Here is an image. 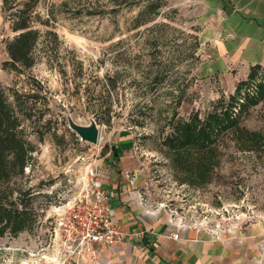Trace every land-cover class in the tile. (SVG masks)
<instances>
[{
	"label": "rangeland",
	"instance_id": "1",
	"mask_svg": "<svg viewBox=\"0 0 264 264\" xmlns=\"http://www.w3.org/2000/svg\"><path fill=\"white\" fill-rule=\"evenodd\" d=\"M158 1L157 10L139 17L144 1L44 0L36 8L49 20L38 27L44 37L36 54L42 58L21 74L4 66L13 33L0 9V85L10 102L14 91L38 92L49 109L39 120L24 122L21 136L33 149L29 166L0 182L4 207L20 211L21 197L30 196L32 215L27 230L0 228V264H54L58 209L91 177L100 180L108 160L119 159V146L145 165L156 199L150 206L175 230L195 227L199 235L221 241L264 228L263 100L245 108L237 126L207 151L187 148L177 157L164 145L172 123L192 113L203 119L220 97L235 96L239 80L247 83L242 94L255 95L264 66L252 82L248 74L235 75L237 82L219 72L207 75L205 63L213 61L219 44L208 35L219 32L220 21H204L205 0ZM144 18L150 22L137 27ZM45 31L55 32L57 42ZM68 119L80 126L94 121L97 144L81 141Z\"/></svg>",
	"mask_w": 264,
	"mask_h": 264
},
{
	"label": "crops",
	"instance_id": "2",
	"mask_svg": "<svg viewBox=\"0 0 264 264\" xmlns=\"http://www.w3.org/2000/svg\"><path fill=\"white\" fill-rule=\"evenodd\" d=\"M205 3L204 21L210 26L220 21L221 25L219 32L208 35L219 44L214 46L213 61L205 63L206 74L219 72L225 80L236 78L237 82L235 75H246L255 65L264 66V0ZM119 147H115L119 159L116 163L108 160L99 181L110 193L115 221L128 235L121 243L102 249L101 264H262L258 251L262 227L215 241L191 229L175 230L173 224L159 220L160 214L150 206L156 199L150 196L153 183L145 165L124 146ZM176 233L179 238L174 240L171 234ZM81 264L89 262L83 259Z\"/></svg>",
	"mask_w": 264,
	"mask_h": 264
},
{
	"label": "trees",
	"instance_id": "3",
	"mask_svg": "<svg viewBox=\"0 0 264 264\" xmlns=\"http://www.w3.org/2000/svg\"><path fill=\"white\" fill-rule=\"evenodd\" d=\"M44 0H0V9L3 21L8 23L9 30L13 37L5 43L8 61L4 66L21 74L23 70L33 67L42 58L38 56V48L42 45V38L39 26H48L49 20H42L37 6ZM115 5L134 4L135 1H144L145 4L139 13V17L150 15L160 7L158 0H102ZM148 18L139 21L136 26L146 24ZM52 43L57 42V34L53 31H45ZM47 54V49H44ZM45 56V55H44ZM48 60V58H47ZM50 68L55 65L47 61ZM260 65L250 68L247 75L248 81L257 77ZM59 72H63L59 67ZM108 86V85H107ZM247 86L244 81L238 82L235 87V96H230L228 101L220 97L213 111L199 118L197 113H192L187 119H181L172 123L170 133L164 138V145L176 153L177 157L181 150L192 148L200 151H207L212 147L217 138L227 131L235 128L239 121L241 112L248 106H255L259 100L264 101V77L263 82L258 84L255 95L241 93V89ZM13 100L9 101L4 89L0 85V182L5 181L11 174H22L29 166L33 152L32 147L22 139V131L25 121L42 118L49 109L45 103V97H40L38 92L31 91L12 93ZM44 100V104L39 103ZM39 103V105H37ZM36 112L38 116L36 115ZM37 116V117H36ZM38 132V131H37ZM41 136L45 133L39 131ZM48 132V129L47 131ZM176 157V158H177ZM20 199L22 205L20 211L15 208H6L0 202V228L8 226L11 233H17L23 229H29L32 224L31 213L28 211L31 205L30 196H23ZM24 200V201H23Z\"/></svg>",
	"mask_w": 264,
	"mask_h": 264
},
{
	"label": "built area",
	"instance_id": "4",
	"mask_svg": "<svg viewBox=\"0 0 264 264\" xmlns=\"http://www.w3.org/2000/svg\"><path fill=\"white\" fill-rule=\"evenodd\" d=\"M95 177L58 209L53 228L58 260L51 261L54 264H81L83 259L89 264H101L102 249L121 243L128 235L114 219L110 193ZM171 237L178 239L177 234ZM259 250L264 264V241Z\"/></svg>",
	"mask_w": 264,
	"mask_h": 264
},
{
	"label": "water",
	"instance_id": "5",
	"mask_svg": "<svg viewBox=\"0 0 264 264\" xmlns=\"http://www.w3.org/2000/svg\"><path fill=\"white\" fill-rule=\"evenodd\" d=\"M68 128L74 132L81 141L95 145L99 140V130L94 121H91L89 126H80L75 124L71 119H68Z\"/></svg>",
	"mask_w": 264,
	"mask_h": 264
}]
</instances>
